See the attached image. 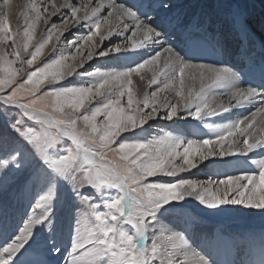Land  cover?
Listing matches in <instances>:
<instances>
[{
  "label": "snow or ice",
  "instance_id": "1",
  "mask_svg": "<svg viewBox=\"0 0 264 264\" xmlns=\"http://www.w3.org/2000/svg\"><path fill=\"white\" fill-rule=\"evenodd\" d=\"M175 7L170 0H31L16 37L0 11V45L10 44V52L0 47V264H55L58 256L63 264H264V230L199 229L192 207L239 206L264 218V56L247 51L251 33L237 6L231 34L243 54L208 62V22L184 23ZM41 22L45 38L29 52ZM70 28L87 29L67 41L80 55L54 48L32 68ZM114 36L124 43L105 44ZM227 43L213 33L211 55ZM129 53L136 58L124 70L85 67ZM145 68L153 72L148 86L158 87L136 99L131 77ZM169 91L173 99L162 96ZM100 116L107 119L98 124ZM188 118L209 138L187 139L178 128L149 138V122ZM226 157L236 158L239 174L178 175Z\"/></svg>",
  "mask_w": 264,
  "mask_h": 264
},
{
  "label": "bare ground",
  "instance_id": "2",
  "mask_svg": "<svg viewBox=\"0 0 264 264\" xmlns=\"http://www.w3.org/2000/svg\"><path fill=\"white\" fill-rule=\"evenodd\" d=\"M31 0H9V4L6 8V14L8 15L9 26L12 29V34L16 37L17 29H20L21 36L23 33V29L26 27L24 24L23 14L27 12L28 5ZM98 0H93V4L97 3ZM171 3L175 4L174 12L179 15L180 19L184 23L195 22L197 20L203 19L208 22L210 25V29H214L217 32H223L225 36L228 37L227 45H230V50H234L238 47V41L231 34V16L230 11L237 6L244 10L245 13H248L251 17L252 22H254L259 30L262 32L264 36V0H170ZM54 20L56 18H53ZM59 23V21H57ZM46 25L41 22L37 25L33 40L32 46L28 49L29 52L34 51L36 44L42 39L45 38ZM87 29L81 30V32H77L76 28H70L68 31H65L64 34L60 37V44H57L55 37L46 45V47L42 50L40 56L34 61L32 68L39 67L43 65V63L47 60H50L52 56L56 55L54 53V48L66 47L67 50L64 52L65 55L79 56V53H76L75 48H72L70 45H67V41L73 38L74 35H87ZM111 41L115 43H124L123 37H112L110 41H105V44H109ZM79 43H83V40H80ZM8 48L10 52V44L3 45ZM88 47L85 46L82 49L83 54L86 56ZM114 56H118L120 54H113ZM13 56V55H11ZM14 58V56H13ZM83 58V57H80ZM136 57L133 56L132 53L128 54V60H109L107 58H94L93 61H89L85 64V67H88V64H91L92 67L89 68V71H94L96 68H100L102 72L107 71H120L124 70L126 65L130 64V61ZM8 59L13 60L8 55ZM74 61L69 59L67 63H73ZM135 66V65H130ZM81 70V69H78ZM153 72L148 68H145L138 74H133L131 77L132 85L131 89L134 94V98L140 99L145 92L151 93L154 91L158 85H153L151 87L148 86L149 80L152 78ZM143 77V79H141ZM74 79V78H69ZM163 79V77H160ZM47 81H45V84ZM62 83H66V81H62ZM198 87V85H197ZM222 91V90H218ZM169 99H173L174 93L171 91L163 93ZM178 99V97H176ZM226 101V97H222ZM98 98H94L91 103L95 104ZM126 97L122 100V106L126 107ZM88 105H86L87 107ZM254 110V109H252ZM240 113L248 114V109H240L238 110ZM115 116H119V113L114 114ZM107 117L100 116L97 118V123H103ZM215 120L217 123H224L226 121H221L219 118H210V122ZM153 124V128L151 130V136L161 134L162 131H169L173 128H178L180 132L187 139L199 140L201 138L207 139L210 136L209 130L204 128L199 121H196L192 118H188L185 121H181L179 125L173 124L171 121L157 120L156 122H149ZM147 127V125H145ZM67 139V138H66ZM183 151V148L180 149ZM216 159L215 164H210L208 168H204L203 164L198 165V169H191L188 172L180 173L179 176L184 178H190L195 180H206L205 178L211 177L213 179H220L223 176H214L213 173H229V174H239L237 169L238 165L232 163L230 161H235L234 157H226V158H213ZM181 161L177 159L176 163H180ZM208 164V161L204 162ZM154 179V178H149ZM168 180L175 181L177 177H169ZM192 207L194 211L199 215L201 228L204 230H215L217 228L222 229L227 232L236 233V234H246L251 232L259 233L261 230H264V218L260 217L258 214L250 215L248 210L241 209L239 206H226V210L224 212H218L215 210H207L204 209L203 206H200L198 202L193 201ZM198 229V230H199ZM62 241L67 248L69 245V235L67 230L62 233ZM55 264H63V258L58 256L55 258Z\"/></svg>",
  "mask_w": 264,
  "mask_h": 264
},
{
  "label": "rangeland",
  "instance_id": "3",
  "mask_svg": "<svg viewBox=\"0 0 264 264\" xmlns=\"http://www.w3.org/2000/svg\"><path fill=\"white\" fill-rule=\"evenodd\" d=\"M14 2H16V0H14ZM3 3H4V0H0V5H3ZM0 11H4V12H6V9H0ZM0 47H2L3 49H4V51L5 52H9V50H8V48H6L5 46H3V45H0ZM10 58L11 59H15V57L13 58V56H11L10 55ZM15 67H17V68H19L20 67V64L19 63H17L16 65H14ZM4 75V73H3V70L2 69H0V76H3ZM23 75V73H21V74H19V76H22ZM19 76H18V78H19ZM42 90H43V86H42ZM66 142L70 145L71 144V142L70 141H68L67 139H66ZM210 177V176H209ZM209 177H207V178H205V179H208ZM201 223L199 224V228H201Z\"/></svg>",
  "mask_w": 264,
  "mask_h": 264
}]
</instances>
